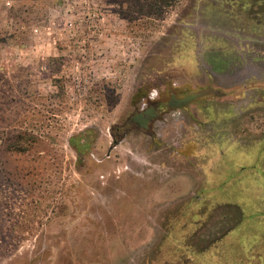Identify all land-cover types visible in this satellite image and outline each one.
<instances>
[{"label": "rangeland", "instance_id": "1", "mask_svg": "<svg viewBox=\"0 0 264 264\" xmlns=\"http://www.w3.org/2000/svg\"><path fill=\"white\" fill-rule=\"evenodd\" d=\"M252 1L0 0V264H264Z\"/></svg>", "mask_w": 264, "mask_h": 264}, {"label": "crops", "instance_id": "2", "mask_svg": "<svg viewBox=\"0 0 264 264\" xmlns=\"http://www.w3.org/2000/svg\"><path fill=\"white\" fill-rule=\"evenodd\" d=\"M256 2H258V4L262 6L264 4V0H253L252 5L255 6ZM253 15V18L256 22L255 31H257V36L255 35V40L261 41V39L263 38V41L261 42H264V36H262L264 32V9L255 12ZM255 50V53L252 54L251 61L252 65L257 68L258 73L253 74L251 77H247V79H250L252 81V84L250 86H246L249 83L248 81L244 80L243 73H241L243 71L240 70L242 69V67H239L240 69L238 67H235V69L233 68V70H235V75L236 77H238V79H235V83L231 82L232 79L229 80L230 83H227H229L230 85L235 84V86L237 87L235 95L236 103H239L238 105H241L244 103V101H246L249 107H257V109L260 110L264 107V43L262 44L261 48H257ZM220 72L221 71H219V69L210 68L209 73H207V78L214 79V77H218L219 75H221ZM249 93H251V97H249ZM213 101L214 100L209 97L207 98V101H199L202 105H207V119L209 120V122H211L208 125L210 133L220 135L232 133V128H237L238 125H235L233 121L236 122L238 119H241L244 116V109L242 108L243 105H241V109H236L235 113H233V109H229L228 106H226L224 111L218 112L214 109L215 106L213 105ZM238 105L236 106V108H238ZM227 110H229V113H225ZM225 114L227 116H225ZM254 116L258 118L260 115L258 113H254ZM223 119H226V122ZM214 120H217V122H215ZM261 138L253 140L252 144L256 145L258 143H261L264 140V136Z\"/></svg>", "mask_w": 264, "mask_h": 264}, {"label": "trees", "instance_id": "3", "mask_svg": "<svg viewBox=\"0 0 264 264\" xmlns=\"http://www.w3.org/2000/svg\"><path fill=\"white\" fill-rule=\"evenodd\" d=\"M175 0H156V2L159 5V9H160V13L164 11V9L166 7H168L169 5H171ZM203 94L201 92H197L195 94L190 95L189 97H187L188 99H193V98H199L201 97ZM188 99H175V103L176 106H181L184 103H186V101ZM139 118H141L139 116ZM83 134H79L76 136H73L69 139V144L75 149V151L77 153H82L84 152L83 150H85L86 147H88V143L82 142L81 138H82Z\"/></svg>", "mask_w": 264, "mask_h": 264}, {"label": "flooded vegetation", "instance_id": "4", "mask_svg": "<svg viewBox=\"0 0 264 264\" xmlns=\"http://www.w3.org/2000/svg\"><path fill=\"white\" fill-rule=\"evenodd\" d=\"M200 92V91H198ZM207 95H208V92H207ZM139 116L141 118H139ZM146 112L143 110V111H140V112H135L133 113V115L131 117L128 118V123H131L134 121L135 125L137 128L141 127V122L146 120ZM136 119V121L134 120ZM152 119H148V121H151ZM119 129V128H118Z\"/></svg>", "mask_w": 264, "mask_h": 264}, {"label": "water", "instance_id": "5", "mask_svg": "<svg viewBox=\"0 0 264 264\" xmlns=\"http://www.w3.org/2000/svg\"><path fill=\"white\" fill-rule=\"evenodd\" d=\"M114 143H116V140H115V139H113V144H114ZM112 148H113V146L111 145V146L109 147L108 152H107V156L109 155V152L111 151Z\"/></svg>", "mask_w": 264, "mask_h": 264}]
</instances>
